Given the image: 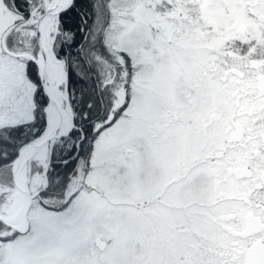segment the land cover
<instances>
[{
    "label": "snow or ice",
    "instance_id": "obj_1",
    "mask_svg": "<svg viewBox=\"0 0 264 264\" xmlns=\"http://www.w3.org/2000/svg\"><path fill=\"white\" fill-rule=\"evenodd\" d=\"M0 264H264V0H0Z\"/></svg>",
    "mask_w": 264,
    "mask_h": 264
}]
</instances>
